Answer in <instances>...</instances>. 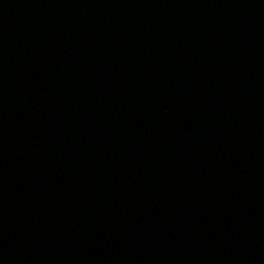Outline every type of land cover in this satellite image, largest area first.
<instances>
[{"label":"water","instance_id":"obj_1","mask_svg":"<svg viewBox=\"0 0 264 264\" xmlns=\"http://www.w3.org/2000/svg\"><path fill=\"white\" fill-rule=\"evenodd\" d=\"M0 264H264V0H0Z\"/></svg>","mask_w":264,"mask_h":264}]
</instances>
